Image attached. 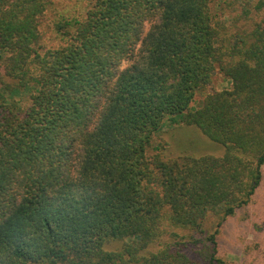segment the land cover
I'll return each instance as SVG.
<instances>
[{"label":"trees","instance_id":"obj_1","mask_svg":"<svg viewBox=\"0 0 264 264\" xmlns=\"http://www.w3.org/2000/svg\"><path fill=\"white\" fill-rule=\"evenodd\" d=\"M55 1L0 0V264H234L218 233L263 179L264 22L228 28L212 0H91L49 46ZM217 72L231 87L207 93ZM178 118L225 154L157 151ZM165 223L191 241L152 250Z\"/></svg>","mask_w":264,"mask_h":264},{"label":"rangeland","instance_id":"obj_2","mask_svg":"<svg viewBox=\"0 0 264 264\" xmlns=\"http://www.w3.org/2000/svg\"><path fill=\"white\" fill-rule=\"evenodd\" d=\"M90 1H55L44 23L47 31V45L59 46L64 43L63 34L56 29L59 23L62 22V30H66L67 26L64 22L81 19L86 13ZM259 2L260 0H212V7L214 12L224 19L226 27L233 30L236 27L250 30L255 23L264 22V7L258 9ZM231 84L230 78L217 72L212 86L206 92L230 88ZM206 92L196 96L193 103L195 107L201 104ZM162 130L164 132L156 138L154 146L157 151L163 152L167 156L191 155L199 157L206 154L214 156L225 154V146L210 140L198 128L183 125L179 118L177 121L166 123ZM162 137L164 141H161ZM217 222L218 219L215 216L208 217L204 223V233H194V236L210 235L215 231ZM190 234L191 232L187 228L165 223L163 236L151 246V249L157 250L168 245L176 246L177 243H188L191 241ZM116 245L117 243H115ZM218 246V255L234 264H264V172L262 183L249 204L238 209L235 215L226 219L222 224L218 233Z\"/></svg>","mask_w":264,"mask_h":264}]
</instances>
